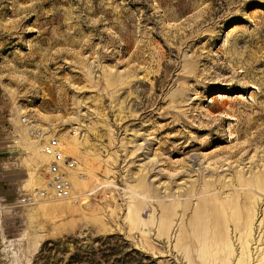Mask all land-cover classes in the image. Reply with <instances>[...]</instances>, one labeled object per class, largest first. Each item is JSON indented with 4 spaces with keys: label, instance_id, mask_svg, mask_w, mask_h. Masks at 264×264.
Returning <instances> with one entry per match:
<instances>
[{
    "label": "rangeland",
    "instance_id": "obj_1",
    "mask_svg": "<svg viewBox=\"0 0 264 264\" xmlns=\"http://www.w3.org/2000/svg\"><path fill=\"white\" fill-rule=\"evenodd\" d=\"M36 132L78 158L83 198L10 211L45 183ZM259 171L264 0H0V264L264 263ZM248 192L252 233L229 226L232 260L188 256L179 229L198 200Z\"/></svg>",
    "mask_w": 264,
    "mask_h": 264
},
{
    "label": "bare ground",
    "instance_id": "obj_2",
    "mask_svg": "<svg viewBox=\"0 0 264 264\" xmlns=\"http://www.w3.org/2000/svg\"><path fill=\"white\" fill-rule=\"evenodd\" d=\"M111 80V83L116 85L119 76L113 75ZM72 140L67 139L70 150L81 151V142L76 139ZM37 155L41 160H45L40 150L37 151ZM237 180L243 184L250 183L249 180L243 179L242 176H237ZM250 180L251 185L264 189V172L253 173ZM220 183V180L205 179L204 190H214ZM194 192L193 186L187 191V195ZM251 198L252 196L249 192L245 196L237 193L228 200L222 199L220 194H215L208 198H200L190 220L181 223L178 243L187 247L188 256L192 258L196 255L194 252L196 247H201L202 249L197 254L198 257L212 262L224 260L229 263L235 256L231 234L228 230L229 226L232 225L243 239L252 233L251 220L254 212L253 206L250 205ZM189 207L190 200H184V198L179 202L164 206L160 218V231L163 233L169 232L172 217L178 210L185 213ZM244 258L247 259V257ZM261 264L264 263L262 262Z\"/></svg>",
    "mask_w": 264,
    "mask_h": 264
},
{
    "label": "built area",
    "instance_id": "obj_3",
    "mask_svg": "<svg viewBox=\"0 0 264 264\" xmlns=\"http://www.w3.org/2000/svg\"><path fill=\"white\" fill-rule=\"evenodd\" d=\"M75 134V132L73 131ZM40 141V152L46 158L44 178L45 183L40 187H34L30 191L19 195L6 208L10 211L31 206L46 200L82 201L83 194L74 189L73 179H82L84 172L79 168V160L69 153L67 145L60 141L56 134L41 137L40 132L33 134ZM3 207H0V209Z\"/></svg>",
    "mask_w": 264,
    "mask_h": 264
},
{
    "label": "trees",
    "instance_id": "obj_4",
    "mask_svg": "<svg viewBox=\"0 0 264 264\" xmlns=\"http://www.w3.org/2000/svg\"><path fill=\"white\" fill-rule=\"evenodd\" d=\"M49 243H52V246L54 247V246H56L59 242H58V241H53V242H51V241H45V242L41 245L40 252H42L44 249H48V250H49V249L51 248V247H48V246H47ZM76 256H77L76 253L71 254V256L69 257V259H68L67 262H71V261H73V260L75 259Z\"/></svg>",
    "mask_w": 264,
    "mask_h": 264
}]
</instances>
